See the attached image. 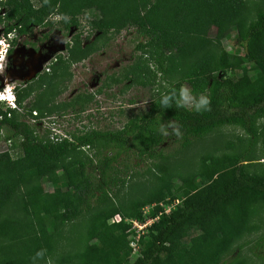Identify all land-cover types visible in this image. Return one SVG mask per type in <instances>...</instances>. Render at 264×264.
I'll return each mask as SVG.
<instances>
[{
    "label": "trees",
    "instance_id": "obj_1",
    "mask_svg": "<svg viewBox=\"0 0 264 264\" xmlns=\"http://www.w3.org/2000/svg\"><path fill=\"white\" fill-rule=\"evenodd\" d=\"M84 10L98 14L89 22L95 37L132 28L141 39L135 49L154 56L156 72L167 80L168 87L149 100L147 109L130 115L121 128L87 130L59 142L36 137L14 111L9 112L10 117L0 111V130L12 142V153L0 154V214L13 200L23 214L21 219H0V264H31L46 254L56 224L63 226L108 203V172L121 156L134 153L150 159L166 141L185 149L216 128L236 126L247 137L245 149L223 157L219 164L210 159L198 186L176 187L173 193L167 189L169 198L159 193L153 203L179 202L146 229L150 237L141 235L134 252L128 246L134 237L126 231L128 225L122 221L117 226L109 220L116 214L141 220L139 205L133 206L135 212L129 216L115 209L96 215L88 233L93 244L80 261L218 264L217 258L243 231L246 205L264 204V175L246 172L244 164L257 142L256 121L262 122L264 132V8L259 7L254 20L247 22L244 0H0V26L4 35H23L41 27L51 30L47 18L57 14L61 29L70 31L77 28L76 17ZM228 34L242 50V58L220 50V41ZM79 37L73 36L72 48L81 56L91 45L80 47ZM75 55L69 50L70 58ZM237 60L253 63L259 75L254 80L244 74L229 77ZM62 63L57 57L54 66ZM185 96L192 99L189 107L183 101ZM200 97L210 103L204 105ZM47 106L43 102L29 109L36 108L40 116L49 111ZM83 147L92 149V156L63 163ZM57 168L61 172L55 175ZM42 177L54 185L51 192L39 183ZM157 211L155 207L150 216ZM249 251L256 259H264V234Z\"/></svg>",
    "mask_w": 264,
    "mask_h": 264
},
{
    "label": "rangeland",
    "instance_id": "obj_2",
    "mask_svg": "<svg viewBox=\"0 0 264 264\" xmlns=\"http://www.w3.org/2000/svg\"><path fill=\"white\" fill-rule=\"evenodd\" d=\"M244 3L247 22L254 20L259 7L264 8V2L260 4V0H244ZM97 16L94 10H84L76 17L77 28L64 31L59 25L61 16L52 14L47 18L52 23L51 30L33 28L19 38L14 33L4 35L0 26V91L5 89L7 82L14 105L22 112H15L20 120H26L28 113L35 111L39 118L54 121L55 127L67 135L87 130L114 131L121 128L130 115L147 109L149 100L168 87L167 80L156 72L154 56L135 49L141 39L134 30L126 28L95 37L89 22ZM44 34L46 37L42 38ZM76 34H80V47L91 45L81 56L75 55L72 48ZM213 35L211 30L209 36ZM11 40L14 42L8 55L6 50ZM69 50L75 58L69 57ZM220 50L238 59L243 55L232 34L220 41ZM57 57L63 63L55 67ZM238 61L237 68L228 71L229 77L237 79L244 74L254 80L259 75L253 63ZM199 99L203 100V97ZM183 101L188 107L192 104L190 96H185ZM43 102L48 104L49 111L40 116L36 108L29 109L30 105L37 107ZM4 109V105H0V111ZM255 127L258 138L249 160L244 163L245 170L264 175L262 122L256 121ZM1 130L6 135L7 132ZM32 130L38 138L45 136L41 125ZM246 143L247 137L239 127L222 126L201 139L192 140L185 149L166 141L153 158H139L134 153L121 156L108 172L109 202L63 226L56 224L50 233L46 254L31 264H80L86 249L93 244L88 233L96 215L112 209L123 216L133 215L134 205H139V210L152 204L159 193L168 197L167 189L173 193L176 187H196L210 159L219 164L223 157L241 153ZM76 153L63 163L78 160L83 155L92 156V149L78 148ZM59 172L60 168H57L54 174ZM112 178L116 181L112 182ZM121 180L124 184L120 183ZM39 183L48 192L54 187L46 183V177H42ZM175 197L179 199L180 192L175 193ZM3 217L23 218L16 200L3 209L0 219ZM45 225L52 228L49 222ZM263 234L264 204L250 203L246 205L243 231L231 241L226 253L217 258L218 264H264V259H256L249 251Z\"/></svg>",
    "mask_w": 264,
    "mask_h": 264
},
{
    "label": "built area",
    "instance_id": "obj_3",
    "mask_svg": "<svg viewBox=\"0 0 264 264\" xmlns=\"http://www.w3.org/2000/svg\"><path fill=\"white\" fill-rule=\"evenodd\" d=\"M5 84L4 88L2 91H0V105H4V113L6 117H10V111L17 112L19 114H22L21 110L14 105V97L11 95L10 90L7 88ZM2 112V111H1ZM1 115H0V120H1ZM26 125L30 126L31 128H36L38 125L42 127L43 131L45 132V136H41L42 138H46L49 141L52 142H59L62 137H65L64 134L60 133L58 129L55 127V122L48 120H45L43 118H39L37 113L35 111H31L28 113V116H26V120H20ZM35 135V132H33ZM59 134L62 137H59ZM11 139H8L3 135L2 130H0V154L3 153H12V148H11ZM178 200H173L170 203H152L150 205H146L141 207L140 209V217L141 220H136V219H130V218H122L120 215L116 214L113 215L109 222L111 224H115L119 226L121 222L123 221L126 225H128V229L126 230L127 232H132L134 233L133 240L129 242L128 246L132 249L134 252L136 249V243L138 238L141 235H147L150 237V235L147 234L146 229L154 222L158 220V216L160 214H168L171 209H173L177 204ZM155 207L159 208V211H157L153 216H150V212H152Z\"/></svg>",
    "mask_w": 264,
    "mask_h": 264
},
{
    "label": "flooded vegetation",
    "instance_id": "obj_4",
    "mask_svg": "<svg viewBox=\"0 0 264 264\" xmlns=\"http://www.w3.org/2000/svg\"><path fill=\"white\" fill-rule=\"evenodd\" d=\"M49 22H50V21H49ZM46 29L49 31V29H48V28H46ZM27 34H28V33H27ZM27 34L18 35V36H17V35H15V34H14V35H15L16 37H18V38H19V37H21V36H25V35H27ZM45 37H46V34H44L42 38H45ZM11 43H12V44H11ZM9 45H10L9 49H11V50H12V46H13V40H11V41H10V44H9ZM11 52H12V51H10V52H9V53H7V54H8V55H10V54H11ZM30 69H31V67H30ZM33 72H34V71H33ZM33 74H34V73H33ZM33 74H32V76H33ZM6 83H7V82H5V84H6ZM1 84H2V82H1ZM3 84H4V83H3ZM3 84H2V85H3Z\"/></svg>",
    "mask_w": 264,
    "mask_h": 264
},
{
    "label": "clouds",
    "instance_id": "obj_5",
    "mask_svg": "<svg viewBox=\"0 0 264 264\" xmlns=\"http://www.w3.org/2000/svg\"><path fill=\"white\" fill-rule=\"evenodd\" d=\"M202 103L204 104V105H208L209 103H210V101L209 100H207V99H204L203 101H202ZM54 122V121H53ZM59 131V130H58ZM60 132V131H59ZM60 133H62V132H60ZM62 134H64V133H62ZM65 135V137H62L60 134H59V137H62V139L63 138H66V137H68L69 135H67L66 133L64 134Z\"/></svg>",
    "mask_w": 264,
    "mask_h": 264
}]
</instances>
